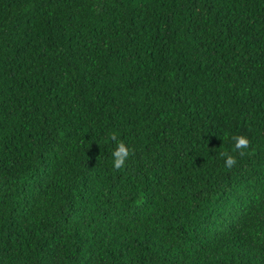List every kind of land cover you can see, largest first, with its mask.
<instances>
[{
    "label": "trees",
    "instance_id": "obj_1",
    "mask_svg": "<svg viewBox=\"0 0 264 264\" xmlns=\"http://www.w3.org/2000/svg\"><path fill=\"white\" fill-rule=\"evenodd\" d=\"M0 264H264V0H0Z\"/></svg>",
    "mask_w": 264,
    "mask_h": 264
},
{
    "label": "clouds",
    "instance_id": "obj_2",
    "mask_svg": "<svg viewBox=\"0 0 264 264\" xmlns=\"http://www.w3.org/2000/svg\"><path fill=\"white\" fill-rule=\"evenodd\" d=\"M110 139L116 142V147L112 152L113 167L116 170H119L125 166V161L130 155L133 154L134 150L128 148L122 140L118 139L116 134H112ZM232 140L234 141V151L238 152L239 155L243 157L246 154V151L249 149L251 141L243 135L233 136ZM221 155L226 157V168L231 169L237 163L235 156L229 155L227 152H223Z\"/></svg>",
    "mask_w": 264,
    "mask_h": 264
}]
</instances>
